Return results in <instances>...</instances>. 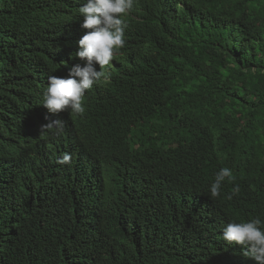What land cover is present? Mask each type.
<instances>
[{
	"label": "trees",
	"instance_id": "1",
	"mask_svg": "<svg viewBox=\"0 0 264 264\" xmlns=\"http://www.w3.org/2000/svg\"><path fill=\"white\" fill-rule=\"evenodd\" d=\"M84 3L0 0V264H257L222 231L264 230V0H134L110 81L52 113Z\"/></svg>",
	"mask_w": 264,
	"mask_h": 264
},
{
	"label": "clouds",
	"instance_id": "2",
	"mask_svg": "<svg viewBox=\"0 0 264 264\" xmlns=\"http://www.w3.org/2000/svg\"><path fill=\"white\" fill-rule=\"evenodd\" d=\"M134 0H86L79 12L84 20L82 27L88 29L78 41L79 50L76 56L85 60L81 67L76 64L70 70L67 78L51 75L48 77V86L43 94V106L52 113L71 111L77 115L85 113L83 106L84 96L94 83L103 80L110 81L107 66L113 61L116 52L125 45L124 33L126 22L121 19L133 8ZM99 65V71L93 64ZM55 129L53 135H60L64 129V121L58 119L52 123L42 125L40 133ZM60 164H70L71 156L63 155L58 160ZM227 180L233 182L235 177L232 170L223 167L215 176L210 186L212 198L220 196L222 183ZM239 186L232 190L227 199L238 194ZM259 217L248 222H229L222 231L223 240L228 244L244 246L242 255L254 259L257 264H264V230L261 229Z\"/></svg>",
	"mask_w": 264,
	"mask_h": 264
}]
</instances>
